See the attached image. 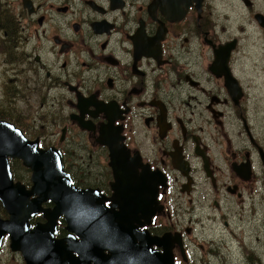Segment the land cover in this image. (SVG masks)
Returning <instances> with one entry per match:
<instances>
[{"label": "flooded vegetation", "instance_id": "1", "mask_svg": "<svg viewBox=\"0 0 264 264\" xmlns=\"http://www.w3.org/2000/svg\"><path fill=\"white\" fill-rule=\"evenodd\" d=\"M211 1L0 0V75L10 97L0 120L59 150L73 186L93 190L107 209L117 175L145 185L152 218L140 228L164 239L173 264H195L198 251L206 264H264L262 72L248 65ZM49 102L58 129L47 132L32 109ZM184 196L209 221L204 243L195 244L192 217L175 222ZM43 221L30 219L32 228ZM73 231L62 216L56 237L81 240ZM6 246L26 261L8 237L0 252Z\"/></svg>", "mask_w": 264, "mask_h": 264}, {"label": "water", "instance_id": "2", "mask_svg": "<svg viewBox=\"0 0 264 264\" xmlns=\"http://www.w3.org/2000/svg\"><path fill=\"white\" fill-rule=\"evenodd\" d=\"M172 1L173 7L175 3L192 2ZM196 1L202 4L203 0ZM256 17L264 27V14L258 13ZM111 157V165L120 172L113 150ZM14 158L21 159L30 169V187L15 181L10 162ZM115 189L112 208L103 207L104 201L94 196L93 190L73 186L59 150L41 148L39 139H29L14 124L0 120V201L8 213L7 218L0 217V248L8 236L11 248L23 252L26 264H91L92 259L95 264H173V253L165 247L164 239L140 228L146 224L141 219L149 223L152 218L142 196L145 185L123 181L117 175ZM87 197L113 218L94 211ZM48 201L53 203L52 207L44 206ZM113 205H119L120 210L114 211ZM37 214L45 222L32 228L30 219ZM62 216L68 229L74 230L81 240L73 235L56 238ZM154 245L163 246L164 252ZM74 252H79V256Z\"/></svg>", "mask_w": 264, "mask_h": 264}, {"label": "rangeland", "instance_id": "3", "mask_svg": "<svg viewBox=\"0 0 264 264\" xmlns=\"http://www.w3.org/2000/svg\"><path fill=\"white\" fill-rule=\"evenodd\" d=\"M209 1V0H208ZM253 2L252 4L250 2ZM211 3L215 4L217 18L220 22H224L226 26L230 28V32L228 33L231 37L237 36L241 39L243 43V47L241 50L245 51L248 55V65L258 70H260L262 75L259 77V85L262 86L263 89V99L259 103L257 110L259 116V134L262 136V143L264 144V29L261 28L257 21L254 19L253 15L256 12L264 13V0H212ZM228 35V36H229ZM255 57V58H254ZM253 58V59H252ZM1 71V69H0ZM2 75H0V114L4 108H9V91L7 95L4 94V85L2 86ZM257 83V79H254ZM6 97V98H5ZM5 99V100H4ZM49 104L46 106L41 107L40 103H37L35 107L32 109L34 113V117L38 120V124L44 123L45 131L50 132L52 130L58 129L57 127H52L49 124L51 120V113L54 111L52 108H49ZM32 113V112H29ZM2 116V115H1ZM19 160V159H13ZM14 168V173L16 174V180H20L27 183L28 185L31 184L30 176L31 173L23 166L21 160H19ZM13 169V168H12ZM182 206L180 207V211L178 212L176 224L178 226H184L186 224V219L190 220L192 217L193 225L195 226L194 230V237H195V244L197 241L199 243H204L203 238L209 237V221L205 216V212L199 209L198 201L194 200V206L196 205L195 209H192L190 203L187 201V196H184L182 199ZM181 213L184 219H181ZM0 216L6 218L8 215L4 208L1 206L0 203ZM178 220L180 222L178 223ZM201 221L204 222L205 229L199 231ZM263 235H264V226H263ZM256 241V235L249 236L248 243ZM235 239L229 238V245L233 246L235 244ZM192 245V244H191ZM193 247V245H192ZM206 253L208 252V247L206 245L205 250ZM221 251L226 255L229 251V247L226 248L221 247ZM264 251V248H263ZM200 253L201 259L200 261L196 262L195 264H206L203 261L208 259V255L204 254L203 251H198ZM23 257V256H22ZM19 253H13L6 246L0 252V264H24ZM236 258V256H233ZM26 260V259H25ZM225 264H235L230 263L227 259H224ZM208 263V262H207Z\"/></svg>", "mask_w": 264, "mask_h": 264}, {"label": "trees", "instance_id": "4", "mask_svg": "<svg viewBox=\"0 0 264 264\" xmlns=\"http://www.w3.org/2000/svg\"><path fill=\"white\" fill-rule=\"evenodd\" d=\"M18 162H20L19 160H12V168H13V172H14V168L16 167V164L18 163ZM24 166V165H23ZM25 167V166H24ZM25 169H26V167H25ZM14 177L15 178H17L16 177V174L14 173Z\"/></svg>", "mask_w": 264, "mask_h": 264}]
</instances>
